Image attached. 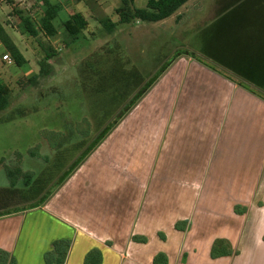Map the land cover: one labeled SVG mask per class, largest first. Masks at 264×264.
<instances>
[{
	"label": "crops",
	"instance_id": "crops-1",
	"mask_svg": "<svg viewBox=\"0 0 264 264\" xmlns=\"http://www.w3.org/2000/svg\"><path fill=\"white\" fill-rule=\"evenodd\" d=\"M12 1L40 23L46 0ZM52 1L84 15V38L100 29L90 0ZM14 5L0 10L23 35ZM58 30L41 38L49 64ZM23 39L42 62L46 50ZM0 48V67L15 65ZM198 52L178 56L42 205L0 215V264H46L58 240L70 241L64 264L94 250L101 264H264V97Z\"/></svg>",
	"mask_w": 264,
	"mask_h": 264
},
{
	"label": "rangeland",
	"instance_id": "rangeland-1",
	"mask_svg": "<svg viewBox=\"0 0 264 264\" xmlns=\"http://www.w3.org/2000/svg\"><path fill=\"white\" fill-rule=\"evenodd\" d=\"M101 2L102 10L88 2L90 18L109 16L117 31L108 34L100 25L69 47L60 42L51 73L35 84L24 75L38 73L41 62L25 50L23 38L35 48L36 40L6 25L11 18L0 10V20L28 59L23 66L0 67V81L11 89L10 106L0 113V192H19L7 197L32 198L53 182L113 121L140 79H149L176 52L200 51L227 66L228 73L264 89L258 85H264V0H189L164 21L128 24H121L115 12L121 0ZM147 4L134 2L140 9ZM60 15L66 18L65 12Z\"/></svg>",
	"mask_w": 264,
	"mask_h": 264
},
{
	"label": "trees",
	"instance_id": "trees-1",
	"mask_svg": "<svg viewBox=\"0 0 264 264\" xmlns=\"http://www.w3.org/2000/svg\"><path fill=\"white\" fill-rule=\"evenodd\" d=\"M188 1L189 0H148L147 7L140 9V8H136L134 6L135 0H121V5L115 9V12L117 13V15L119 17V22L121 24H128V23H132L135 21L159 22V21H164L170 17L175 16L179 12V10L186 3H188ZM7 2L14 5V2L12 0H7ZM44 3L45 4L43 7V16H42L39 24H37L36 21L31 16L24 15V12L22 10H19L17 8V6H15V5L13 6V10H12V14H11L12 16L17 17V23H18V27H19V30L21 31V33L23 35L30 36V37L34 38L35 40H37L39 45L41 47H43V49L46 50V53H47L46 57L41 62L40 73L27 79L28 83L31 82L34 84L38 81V79L40 77L47 76L50 74L51 70H50V64L48 63V60L56 55V52L53 48H51L50 46H44L43 45L41 38L42 37L49 38V39L56 38L59 35L58 28L62 27L63 41H64L65 45L67 47H69L70 45L78 42L82 37H84V31L88 27V21L86 20V18L84 17L83 14L74 13V14L70 15L68 18L63 19L60 15L62 8L59 4L54 3L52 0H46ZM98 20L101 23V25L103 26L104 30L108 34H114L117 31V24L114 23L109 16H104L102 18H99ZM6 25H10L9 22H7ZM36 26H39V27H36ZM0 42L2 43V45L4 46V48L6 50L5 54H8L9 56H11L17 66H23L27 63L25 56L20 51L18 45L14 42V40L12 39V37L10 36L8 31L6 30L4 23L1 20H0ZM259 51H260V54L263 53L262 47H260ZM97 54H99V51L93 53V56L90 59H88V64L92 61V59L95 58V55H97ZM260 54L258 53L259 56H261ZM263 58H264V56H263ZM87 69H89L91 71L94 68L88 65ZM83 70H84V66H83L82 72H83ZM151 78H152V76L146 80H142V78L140 79L141 81L138 83V86L139 85L140 86L137 88V91L133 94V96L131 98H129L125 102V105L122 108H124L129 103V101H131V99L134 96H136V94L141 89H143V87L148 83V81ZM236 78L238 80H240L242 83L245 82L243 79H240L238 77H236ZM245 83H247V82H245ZM258 83H260V82H258ZM258 85L264 88L263 84H258ZM253 87L254 86H252V91H254L256 94L264 97V89L261 90L259 87L258 88H256V87L253 88ZM10 100H11V89H10V87L4 85L0 81V113L8 109V107L10 106ZM137 102H138V100H137ZM15 110H18V108L16 107L14 109V111ZM15 113H16V111L13 112V114H15ZM113 127L114 126H112V127L106 126V128L101 130L97 134V136L95 138H93L92 141L88 144L87 148H89L91 146V144L96 140V138L98 136H100L101 134H103V132H104L103 135L106 136L113 129ZM103 137L100 138L99 142L103 139ZM98 143H96V145L90 150V152L98 145ZM87 155L79 162V164L87 157ZM77 159H75L73 161V163ZM72 164H71V166H72ZM69 167H67L61 174H59L58 177L53 182L51 181L47 185L42 187V189L40 190V193H38L37 195L35 194L32 198L19 197V198H17V200H14L15 197H7L8 196L7 193L8 194L12 193L13 195L14 194L18 195L19 192L17 193L16 190L10 191L11 189H9V188L6 189L7 191L6 190L1 191L0 192V215L13 213L16 211L18 212V211L22 210V208H25L27 206H31L35 203H38L43 198V196L47 193V191L58 180H60L64 176V174L66 173V171L68 170ZM70 174H68L66 176V178ZM25 209H27V208H25ZM69 246H70L69 240L55 241L54 242V249L51 252L46 253V255H45L46 264H64ZM220 252H221V243L218 242L214 246L212 256L216 257L219 255ZM162 257H163V255H161V254L156 256V258L154 260V264H160V260ZM13 261L14 260H12V262ZM101 261H102L101 252L98 250H94V251H91L87 255L84 264H101ZM162 264H165V262Z\"/></svg>",
	"mask_w": 264,
	"mask_h": 264
},
{
	"label": "water",
	"instance_id": "water-1",
	"mask_svg": "<svg viewBox=\"0 0 264 264\" xmlns=\"http://www.w3.org/2000/svg\"><path fill=\"white\" fill-rule=\"evenodd\" d=\"M189 55V56H193L196 57V53L195 52H176L172 57H170L158 70L157 72L152 76V78L148 81V83L143 87V89H141L136 96H134L131 101H129V103L122 108V110L115 116V118L113 119V121L108 125V127H112L115 126L119 120H121L124 115L132 108V106H134V104L137 102V100H139L145 93L146 91L152 86V84L158 79V77L166 70V68L180 55ZM238 81L240 84L242 83L240 80H236ZM243 84V83H242ZM104 134V132H103ZM101 134L100 136H98L96 138V140L91 144V146L89 148H87L79 157L78 159L72 164V166H70L68 168V170L66 171V173L64 174V176L58 180L48 191L47 193L43 196V198L38 202L35 203L31 206H27L25 208L27 209H31V208H36L38 206H40L41 204H43V202L54 192V190L63 182V180L66 178V176L68 174H70L74 168L79 164V162L90 152V150L96 145V143L99 142L100 138H102L104 135ZM25 208H22V210H26ZM9 214V213H8Z\"/></svg>",
	"mask_w": 264,
	"mask_h": 264
},
{
	"label": "built area",
	"instance_id": "built-area-1",
	"mask_svg": "<svg viewBox=\"0 0 264 264\" xmlns=\"http://www.w3.org/2000/svg\"><path fill=\"white\" fill-rule=\"evenodd\" d=\"M3 61L9 63V64H13L14 60L11 56H9L8 54H4L2 57Z\"/></svg>",
	"mask_w": 264,
	"mask_h": 264
}]
</instances>
